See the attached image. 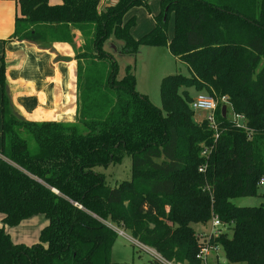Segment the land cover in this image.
Masks as SVG:
<instances>
[{
	"label": "trees",
	"instance_id": "obj_1",
	"mask_svg": "<svg viewBox=\"0 0 264 264\" xmlns=\"http://www.w3.org/2000/svg\"><path fill=\"white\" fill-rule=\"evenodd\" d=\"M112 1L101 8V0H17L9 40L74 49L76 120L18 116L2 59L0 264H113L118 234L106 223L167 261L202 264L197 227L215 216L226 232L210 246L223 250L226 264H264V206L235 204L257 196L264 178V0H159L155 27L139 39L131 34L136 16H126L149 0ZM107 44L121 56L167 46L190 75L163 78L159 109L137 92L131 66L118 78ZM190 87L217 102L216 130L193 121ZM229 109L245 118L246 130L228 118ZM125 156L131 180L109 186L98 169ZM37 216L48 222L39 242L15 244L5 227Z\"/></svg>",
	"mask_w": 264,
	"mask_h": 264
},
{
	"label": "crops",
	"instance_id": "obj_2",
	"mask_svg": "<svg viewBox=\"0 0 264 264\" xmlns=\"http://www.w3.org/2000/svg\"><path fill=\"white\" fill-rule=\"evenodd\" d=\"M49 2L56 5L60 0ZM132 13L133 9L126 20ZM18 14L17 0H0V70L3 59L6 91L13 111L29 121L75 122L77 62L73 47L64 43L49 47L47 44L9 40ZM1 111L0 85V149ZM2 220L0 217V228ZM34 223L41 230L46 225L44 219H36Z\"/></svg>",
	"mask_w": 264,
	"mask_h": 264
},
{
	"label": "rangeland",
	"instance_id": "obj_3",
	"mask_svg": "<svg viewBox=\"0 0 264 264\" xmlns=\"http://www.w3.org/2000/svg\"><path fill=\"white\" fill-rule=\"evenodd\" d=\"M114 4L112 0H104L101 3V8L107 5ZM159 0H149L148 7H136L133 9V16L137 18L136 26L131 30L133 38L139 39L155 27V15L159 12ZM131 15V16H132ZM150 25L151 28H150ZM174 32V17L170 16L167 25V40L172 39ZM46 45V44H45ZM111 45V44H110ZM109 44L106 45L107 51L110 52L118 63V78H122L125 74L127 66H131L134 69V75L136 77V90L140 94L146 95L154 106L162 109V102L160 96V84L163 78L171 75H183L189 76L190 72L186 65L177 60L170 52L167 46H148L140 47L141 54L137 56L118 54L113 47ZM51 47V44H47ZM188 93L190 99H196V97L204 93V91H198L195 88L184 89ZM232 117V112L229 109L228 118ZM207 120V114L205 112L194 111L193 121L197 124ZM98 172L105 175V180L109 186L119 185L123 181H129L132 178L131 172V158L125 156L122 161L116 165H112L108 168H100ZM235 204L239 207H259L264 206V186L260 187L258 195L250 198H239L235 201ZM0 217H2L0 215ZM36 219L47 220L43 216H37L23 221L20 225L14 228L5 227L6 232L11 236L12 241L15 244H24L26 246H32L39 242L41 229L34 223ZM109 227H112L114 231L118 229L116 226L106 223ZM45 225V226H46ZM43 226V227H45ZM3 227V223H1ZM42 227V228H43ZM198 231H201V239H207L209 235H215L219 231L226 232V229H222V224L214 228L212 221L204 227H197ZM221 229V230H220ZM121 229H119L120 231ZM122 231V230H121ZM125 236L120 235L116 238L112 251L111 261L113 264H151L153 260L152 256L146 251L140 249V246L134 244L133 239L129 232H126ZM229 234H231L229 232ZM209 260L212 264H226L227 261L222 249H219L217 254L211 253Z\"/></svg>",
	"mask_w": 264,
	"mask_h": 264
},
{
	"label": "built area",
	"instance_id": "obj_4",
	"mask_svg": "<svg viewBox=\"0 0 264 264\" xmlns=\"http://www.w3.org/2000/svg\"><path fill=\"white\" fill-rule=\"evenodd\" d=\"M222 102L227 104V99L223 98ZM216 107H217V102L215 101V99H213L212 97L206 94H202V93L199 94L196 97V99H194L193 102L191 103V108L194 111L205 112L207 114V121L209 122V125L211 126V128L214 130H216L215 116H214ZM230 120L233 122V124L237 128L244 129V130L247 129V126L245 124V118L242 115L232 114V117L230 118ZM207 154H208L207 151H204V155H207ZM204 171H205V167H201L200 172H204ZM260 186L261 187L264 186V178L260 181ZM212 226L214 228L220 226V221L217 218V216H215L212 219ZM116 232H118L122 236H125V233L121 230L119 231V229H116ZM216 236L217 234L215 235V237ZM212 238H214V235H209L207 239H204V240L202 239V242L204 244L202 245L200 252L197 255V259L201 261L202 264H212L209 260V255H211V253H214V252L217 254V252L220 249L218 247L210 246V241ZM130 240L137 246H140V249L149 253L152 256L153 260L156 261L157 263L177 264V263L165 260L155 249L145 246L134 239L130 238Z\"/></svg>",
	"mask_w": 264,
	"mask_h": 264
},
{
	"label": "water",
	"instance_id": "obj_5",
	"mask_svg": "<svg viewBox=\"0 0 264 264\" xmlns=\"http://www.w3.org/2000/svg\"><path fill=\"white\" fill-rule=\"evenodd\" d=\"M167 11H168V9L165 10L164 21H165L166 18H167ZM117 53H118V52H117ZM221 112H222L223 117H226V114H227V107H226V106L222 107Z\"/></svg>",
	"mask_w": 264,
	"mask_h": 264
}]
</instances>
